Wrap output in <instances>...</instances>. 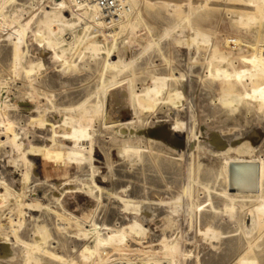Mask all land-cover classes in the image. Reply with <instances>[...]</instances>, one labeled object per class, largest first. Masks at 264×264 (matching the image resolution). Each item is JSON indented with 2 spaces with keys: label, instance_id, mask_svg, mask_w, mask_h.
<instances>
[{
  "label": "rangeland",
  "instance_id": "rangeland-1",
  "mask_svg": "<svg viewBox=\"0 0 264 264\" xmlns=\"http://www.w3.org/2000/svg\"><path fill=\"white\" fill-rule=\"evenodd\" d=\"M51 1L6 0L3 5L12 25L0 33V91L5 90L7 100L1 108L19 144L23 143L25 157L6 142L0 124V183L5 185L0 184V234L12 241L5 218L13 216L11 221L23 242L13 243L12 258L0 264H99L110 256L141 261L154 251L158 252L155 259L165 260L160 253L162 235L166 242L176 241L177 264L212 263L215 256L213 264H236L240 258L264 264V229L254 226L250 212L259 198L236 199L231 212L227 210L231 202L222 196L225 158L264 161V108L242 98L249 81L242 80L240 86L230 76L252 66L253 48L264 53V20L248 27L239 25L238 17L251 13L241 9L239 0H129L136 20L120 29L113 44L103 42L102 34L87 19L74 27L55 24L51 28L55 31L48 35L39 23ZM252 29L257 32L251 33ZM193 31L205 34L207 42L186 41ZM45 35L54 42V49L46 45ZM19 44L24 55L14 75L11 56L2 57L1 51ZM52 52L61 58L54 59ZM106 60L115 68L106 67ZM37 64L41 65L23 75L24 69ZM154 78H165V86L151 102L152 108L142 110L137 101L146 104ZM92 105H99L95 114L85 110ZM63 114L76 118L82 126L67 133L58 124ZM35 116L45 125H38ZM32 118L37 122L30 124ZM258 128L261 134L249 136ZM226 129L237 130L243 141L248 139L257 146L240 154L219 150L223 145L214 140L223 141ZM35 145L43 147L40 157L30 156L29 148ZM68 147L80 150L82 162L64 158ZM25 159L33 164L42 160L46 166L27 169ZM4 187L9 193L2 199ZM262 193L264 196V186ZM131 197L138 211L125 210L121 199ZM132 220L144 227L141 236L128 237L123 246L104 248L98 261L88 262L80 256L83 247L95 244L97 235L104 237ZM207 227L221 236H203ZM30 245L48 254L31 250ZM4 255L0 249V257Z\"/></svg>",
  "mask_w": 264,
  "mask_h": 264
},
{
  "label": "bare ground",
  "instance_id": "bare-ground-1",
  "mask_svg": "<svg viewBox=\"0 0 264 264\" xmlns=\"http://www.w3.org/2000/svg\"><path fill=\"white\" fill-rule=\"evenodd\" d=\"M6 1V0H5ZM4 0H0V33L1 32H4V27L8 28L9 25H12V22L10 20H8V16L5 17L4 13H3V5H4ZM119 2L123 3V4H127L128 5V11L127 13L124 15V17L119 20L115 26L113 28H107L104 26L103 22H101V18H100V13H99V10L98 8L96 7V5L92 2H87V3H76V2H73L72 0H52L51 2V5L46 7L48 10H45L42 12L41 14V24L43 27H45L47 30H48V35H52L53 32L55 30H52V26H54L55 24L59 25V26H67V27H74L76 26L78 23H82V21L84 20H88L89 23L92 25V26H96V32H100L102 34V37L104 39L103 42H107V40H111L114 44L115 40H116V37L118 36L119 32H120V29H122L123 27H127V26H131L133 24L132 20H136V18H134V9H133V6L130 5L128 3L129 0H118ZM210 1V0H209ZM214 1V0H213ZM217 1V0H216ZM229 0H227V3H228ZM239 0V4L241 5V9H244V10H247L251 13H246L245 15H243V17H238L239 21V25L240 23L243 24V25H247L248 27V24L250 23H255V22H259L261 23L263 20H264V0H250L249 2H245V1H241ZM8 2V1H7ZM222 3V2H221ZM231 3V2H230ZM226 4V3H225ZM234 4V3H233ZM200 8V7H199ZM227 9V8H226ZM41 12V11H40ZM64 12L65 14L68 13V16H63L61 13ZM38 15V14H37ZM191 15V14H190ZM40 16V15H39ZM229 17V16H228ZM133 18V19H132ZM187 20V19H186ZM14 23V22H13ZM188 23V22H187ZM246 25L244 27H246ZM242 27V26H241ZM259 27H260V24H259ZM243 28V27H242ZM86 29V28H85ZM83 31V30H82ZM133 31V30H132ZM224 31V30H223ZM259 31V30H258ZM134 32V31H133ZM251 33H255L257 32V29H252L250 30ZM21 33L23 34V29L21 30ZM46 33V32H45ZM130 33V32H129ZM251 36V35H250ZM45 37L47 38L48 36L45 35ZM135 37V36H134ZM249 37V36H248ZM252 37V36H251ZM41 38V37H40ZM253 38V37H252ZM45 39V38H44ZM58 39V38H57ZM40 40V39H39ZM42 40V39H41ZM68 40V39H67ZM66 41V40H65ZM69 41V40H68ZM181 41V40H180ZM188 42L191 43H194V42H199L202 41L203 43H206V39H205V34H202L200 32H191L188 36H187V40ZM46 45L48 47H52L53 46L55 47L54 45V42L50 39V37L47 38V41L45 42ZM187 43V42H186ZM185 43V44H186ZM149 44V43H148ZM151 44V43H150ZM196 44V43H194ZM217 44V42H216ZM45 45V46H46ZM57 46V45H56ZM72 46V45H71ZM99 46V45H98ZM113 46V45H112ZM243 46V45H242ZM126 47V46H125ZM154 47V46H153ZM93 49H97V46H93L92 47ZM198 48V47H197ZM233 48V46H232ZM54 49V48H53ZM207 49V48H205ZM52 50V49H51ZM198 50V49H196ZM253 51L251 52V55H250V59L253 61H251V67L249 69H246V70H243V71H234L233 72V75L230 74V76H233L234 80H237L240 85V83L242 82V80L246 81L249 85V88L248 90H245L244 88V92L241 94L242 98L243 97H248L249 100H252L253 102H256L258 104V106L261 108H264V53L263 52H259L258 50H256V48H253L252 49ZM21 46L20 44L19 45H16V46H12L10 50H7L5 48L2 49L1 51V55L2 57H4V55H8V56H11V60H12V67L14 68V75H17V72H16V68H18L19 66H21V63H22V60H23V55L21 53ZM88 51V50H87ZM91 52V51H89ZM52 57L54 59H60L61 55L58 56L55 52H52ZM106 53V52H105ZM216 53V52H214ZM107 55V54H106ZM221 55V56H220ZM218 56L219 59L222 60L223 62V55L222 54H219ZM26 57V56H25ZM51 57V55H50ZM133 57V56H132ZM213 58H216V55L214 54V56H212ZM124 58V56H123ZM3 59V58H2ZM108 60V56L106 58ZM235 59V58H234ZM243 59V58H242ZM9 60V58H8ZM106 60V67H113L115 68V65H113L111 62H108ZM213 61L215 59H212ZM211 60V61H212ZM218 60V59H217ZM225 60V58H224ZM230 60V59H229ZM233 60V58L231 59ZM209 61V62H211ZM220 62V60H218ZM217 61V62H218ZM226 61V60H225ZM27 62V61H26ZM228 62V60H227ZM8 63V62H7ZM25 64V63H24ZM34 64V63H33ZM36 64V63H35ZM76 64V63H75ZM225 64V62H224ZM227 64H230V63H227ZM233 64V62H232ZM232 64L230 66H232ZM41 64H37L35 66H28L29 68L26 70V71H22L23 75H27L29 74L33 69H35L34 67H39ZM226 65V64H225ZM11 66V65H10ZM1 67V66H0ZM219 67H222V64L221 66ZM10 68V67H9ZM26 68V67H25ZM12 70V68H10ZM218 69V68H216ZM10 70V71H11ZM48 72V71H47ZM228 72V71H227ZM36 73V71H35ZM52 74V72H50ZM50 74V76H51ZM55 74V73H54ZM221 74V75H220ZM218 73V75L222 76L224 74L222 73ZM228 75V74H227ZM227 75H224V78H226ZM11 76L13 77L12 75V72H11ZM48 76V75H47ZM55 76V75H54ZM229 76V75H228ZM49 77V76H48ZM47 77V78H48ZM49 79V78H48ZM60 79V77H59ZM113 79V78H112ZM155 79V78H154ZM80 80V79H79ZM26 81V80H25ZM48 81V80H47ZM55 81V80H53ZM60 81V80H59ZM67 81V80H66ZM69 81V79H68ZM74 81V79H73ZM72 81V82H73ZM52 82V81H51ZM62 82H65L62 81ZM31 83V82H30ZM54 83V82H53ZM61 83V82H60ZM58 83V84H60ZM70 83V81H69ZM126 83V82H125ZM124 83V84H125ZM48 84H51L48 82ZM54 85V84H53ZM52 85V86H53ZM56 85V84H55ZM119 85V84H118ZM65 86V85H64ZM121 86V85H120ZM165 86V78H162V79H155V84H154V88H152L151 90H149L146 94V104L145 102L143 103L142 101L139 102L137 101L138 105L142 108H146L149 110V108H152L151 106V102L154 101V98H156L160 92L162 91V89L164 88ZM241 86V85H240ZM50 87V86H49ZM54 87V86H53ZM245 87V86H244ZM59 88V87H58ZM100 89V88H99ZM184 89V88H183ZM5 91V90H4ZM4 91H0V124L3 125V133L5 134V139H6V142H8L12 148H15L17 149L16 151L21 155L23 156V158L25 157V154L23 153L22 154V145L23 143H20L19 144V140L16 139V138H19L18 136H14L16 134V131H14L12 129V127L10 126V123H8L6 117L2 114V108H3V104H5L4 102ZM116 91V90H115ZM183 92V90H182ZM15 93V92H14ZM18 93V92H17ZM123 93V91H122ZM126 93V92H125ZM127 94V93H126ZM224 94V92H223ZM222 94V95H223ZM230 94V93H228ZM111 95V94H110ZM116 95V93H115ZM119 95V94H118ZM172 95L171 94V97L169 95V97L171 98L172 100ZM181 95V93L179 94ZM237 95V94H236ZM29 96V95H28ZM114 96V95H113ZM122 96V94H121ZM119 95V97H121ZM126 96V95H125ZM137 96V95H136ZM174 96V95H173ZM17 97V96H16ZM112 97V95H111ZM129 97V96H128ZM180 97V96H179ZM240 97V96H237V98ZM33 98V97H32ZM116 98V97H115ZM123 98V97H122ZM169 98V99H170ZM178 98V97H176ZM175 99V98H174ZM180 99V98H179ZM192 99V98H191ZM233 98H230V100H232ZM241 99V98H240ZM247 99V100H248ZM35 100V98H34ZM47 100V99H46ZM129 100V99H128ZM138 100V99H137ZM177 100V99H175ZM229 100V101H230ZM7 101V100H5ZM13 101V100H12ZM44 101V100H43ZM173 101V100H172ZM172 101H168V102H172ZM235 101V99H234ZM129 102V101H128ZM165 102V101H164ZM32 103V102H31ZM30 104V103H29ZM118 104V103H117ZM153 104V103H152ZM192 104V103H191ZM45 105V104H44ZM43 105V106H44ZM121 105V104H120ZM188 105V104H187ZM18 106V105H17ZM24 106V105H23ZM98 106L99 105H92V106H86L85 107V110L86 112H89V113H92V114H95L97 113L98 110ZM118 106V105H117ZM192 106V105H191ZM2 107V108H1ZM42 107V106H41ZM38 108V107H37ZM78 108V107H77ZM84 108V107H83ZM4 109V108H3ZM76 109V108H75ZM118 109V108H117ZM125 109V108H124ZM181 109V108H179ZM15 110V109H14ZM45 110V109H44ZM68 110V109H66ZM37 111V110H36ZM64 110H62L63 112ZM70 111V110H68ZM175 111V110H174ZM173 111V112H174ZM16 112V111H15ZM34 112V111H33ZM192 112V111H191ZM30 113V112H29ZM32 113V112H31ZM45 113V112H44ZM88 113V114H89ZM43 114V113H42ZM90 114V115H92ZM84 116V113L83 115ZM81 116V117H82ZM157 116V115H156ZM34 117V116H33ZM36 117V116H35ZM52 117V116H51ZM131 117V116H130ZM50 118V116H49ZM136 118V117H135ZM263 118V117H262ZM36 119L38 120V122L36 121ZM35 118H32L30 119V124L33 123V120H35L37 123H39L38 125L40 126H43L45 124L44 123V120L41 119V117H36ZM83 119V118H82ZM93 119V118H92ZM26 120V119H25ZM51 120V119H50ZM84 120V119H83ZM82 120V121H83ZM200 120V119H199ZM47 121V119H46ZM45 121V123H46ZM49 121V120H48ZM93 121V120H92ZM165 121V120H163ZM84 122V121H83ZM200 122V121H199ZM35 123V122H34ZM82 123V122H81ZM81 123L79 124V121L70 116V115H62V117L60 116V121H58V124L59 126L63 127L65 129V131L67 133H72L73 130H75L76 126L78 125H81ZM85 123V122H84ZM83 123V124H84ZM161 123V122H160ZM198 123V122H197ZM86 124V123H85ZM118 124V123H117ZM122 124V123H121ZM174 124V123H173ZM120 125V124H119ZM205 125V124H204ZM255 125V124H254ZM82 126V125H81ZM79 127L80 129L83 128V127ZM85 126V125H84ZM177 126V125H175ZM179 126V125H178ZM177 126V127H178ZM88 127V126H86ZM176 127V128H177ZM215 127V126H214ZM256 127V126H255ZM174 128V129H176ZM90 129V127H89ZM178 129V128H177ZM198 129V128H197ZM86 130V129H85ZM127 130V129H126ZM192 130V129H191ZM227 130V129H226ZM51 131V130H50ZM76 131V130H75ZM79 131V130H77ZM165 131V130H164ZM223 131V130H222ZM243 131V130H242ZM257 132L254 133V134H251L249 136H257L259 134H261V130L258 128L256 130ZM122 132V131H121ZM159 134H161L160 132L161 131H158ZM157 132V133H158ZM166 132V131H165ZM224 132H227L226 135H223V141H222V138L220 139L219 137L216 138L214 140V142L216 144H222V148L219 149L223 152H234V153H243V151H251V150H254L253 148H255L257 146V144H252L250 142V140L248 141V139H246L245 141L242 140V133L238 132L237 130H227V131H224ZM37 133V132H36ZM75 133V132H74ZM85 135V132H83ZM93 132H91L92 134ZM191 133V131H190ZM189 133V134H190ZM209 133V131H208ZM35 134V133H34ZM38 134V133H37ZM66 134V133H65ZM77 134V133H76ZM86 134H88L86 132ZM94 134V133H93ZM246 134V133H245ZM23 135V134H22ZM26 135V134H25ZM41 135V134H40ZM74 136V134H72ZM165 135V134H164ZM162 135V136H164ZM168 135V133H167ZM35 136V135H34ZM37 136V135H36ZM66 136V135H65ZM89 136V135H88ZM170 136V135H169ZM47 137H49L47 135ZM84 137V136H83ZM149 137V136H148ZM159 137V136H158ZM158 137L156 138L155 137V140L158 139ZM168 137V136H167ZM222 137V135H221ZM37 138V137H35ZM152 138V137H151ZM160 138V137H159ZM165 138V137H164ZM191 138V136H190ZM25 139V138H24ZM45 139V138H44ZM83 139V138H82ZM88 139V138H87ZM174 139V138H173ZM260 139V138H259ZM35 140H40L39 139H35ZM160 140H163V138H160ZM171 140V138H170ZM188 140V139H187ZM192 140V138H191ZM159 141V140H158ZM157 141V142H158ZM41 142V141H40ZM46 142V141H45ZM81 142V141H80ZM162 142V141H160ZM164 142V141H163ZM187 142V141H186ZM190 142V141H189ZM31 143V142H30ZM39 143V142H38ZM163 144V143H162ZM4 146V145H3ZM168 146V145H167ZM176 146V145H175ZM213 146V145H212ZM215 146V145H214ZM170 147V146H169ZM218 147V146H217ZM259 147V145H258ZM42 148L43 147H39L38 145H35V146H31L29 148V152H30V156L32 157H40V153L42 152ZM172 148V147H170ZM89 149V148H88ZM175 149V148H173ZM68 151L65 152V159L66 157H68V159L70 161H72L73 159L74 160H79L80 162H82V158H83V155L80 153V150L79 149H76V148H73V147H68L67 149ZM11 151V150H10ZM172 151V150H171ZM15 152V150H14ZM28 152V151H27ZM126 152V151H125ZM138 152V151H137ZM211 152V151H210ZM220 152V151H218ZM127 153V152H126ZM215 153V152H214ZM125 154V153H124ZM136 154V152L134 153ZM217 154V153H216ZM127 154H125L126 156ZM128 157V156H127ZM72 160H71V159ZM38 159V158H36ZM35 159V160H36ZM66 159V160H68ZM13 160V159H12ZM44 160V159H43ZM32 161V160H31ZM38 161V164H41V165H44L46 166V163L42 162V160H36ZM35 161V162H36ZM84 161V160H83ZM40 162V163H39ZM24 163H27V169H34V170H37V168L39 167L38 164H33V163H30V162H26V159H25V162ZM76 164V163H75ZM225 189L222 193V196H224L226 199H229V201L231 202V206L227 209L228 211H233L234 209V200L236 199H242V200H245V199H251V198H259L257 200V203L255 204V206L253 205L251 208V214H252V222L254 224V226L257 228V229H264V196L262 195V191H263V186H264V161L262 160H251V159H244V158H241V157H230V155L225 158ZM3 169V168H2ZM31 169V170H32ZM39 169H42L39 168ZM7 171V170H6ZM41 171V170H40ZM28 174V171H26V174ZM24 175V177L26 178V176ZM91 175V174H90ZM120 176V175H119ZM23 177V178H24ZM24 180V179H23ZM26 180V179H25ZM25 180L23 181L22 183V187L23 185L25 184ZM52 181V179L50 180ZM82 181V180H81ZM37 182V181H36ZM77 182V181H76ZM95 183V182H94ZM2 184L3 186H5L3 183H0ZM5 191H4V194L1 195L3 198L2 199H5L7 198V194L9 193L8 189L6 187H4ZM98 189V187H97ZM102 190V189H101ZM111 190V189H110ZM19 191V190H18ZM21 191V190H20ZM99 191V189H98ZM116 192V191H115ZM133 192V191H132ZM152 192V191H151ZM134 193H136L134 191ZM17 194V193H16ZM109 194V193H108ZM115 194V193H114ZM138 194V193H137ZM151 194V193H150ZM155 194V193H154ZM86 195V194H85ZM147 195V194H146ZM153 195V194H152ZM158 195V194H157ZM14 196V195H13ZM17 197L15 198H19L20 196V193H18L16 195ZM12 197V196H11ZM127 197V196H126ZM125 197V198H126ZM147 197V196H146ZM154 197H156V194L154 195ZM149 198L152 199V197L150 196ZM148 198V199H149ZM19 199H17L18 201ZM150 200V199H149ZM154 200V199H153ZM121 201L123 202V204L125 205V210L127 209H133V211H138V206L137 205H133L135 204L134 202L136 201H133V197H131V199H121ZM179 201V200H178ZM178 201H174V202H177ZM173 202V203H174ZM150 203L149 201L147 202V204ZM209 203H210V200H209ZM3 204V203H2ZM33 204V203H32ZM36 204V202L34 203V205ZM139 204V203H138ZM154 204V203H153ZM152 204V205H153ZM37 205V204H36ZM35 205V206H36ZM155 205V204H154ZM21 206H23V204H21ZM25 206V205H24ZM27 206H32V205H27ZM26 206V207H27ZM151 206V205H149ZM25 207V208H26ZM29 207V208H30ZM34 207V206H33ZM145 207V206H144ZM143 207V209H144ZM199 207V206H198ZM213 207V205H212ZM28 208V207H27ZM32 208V207H31ZM190 208V207H189ZM215 208V207H213ZM212 208V209H213ZM114 209V208H113ZM147 211V205H146V208H145ZM154 209H156V207H154ZM153 209V211H154ZM175 209V208H174ZM199 209V208H198ZM197 209V210H198ZM25 210V209H24ZM115 210V209H114ZM176 210V209H175ZM196 210V209H195ZM226 210V211H227ZM116 211V210H115ZM114 211V212H115ZM128 211V210H127ZM150 211V209H149ZM147 211V213L149 212ZM132 212V211H131ZM198 212V211H197ZM130 213V212H129ZM141 213V212H140ZM152 214V208H151V212ZM158 213V212H157ZM173 213V212H172ZM16 214V213H15ZM134 214V212H133ZM136 214V213H135ZM232 214V213H231ZM20 215V214H19ZM31 215V214H30ZM162 215V214H161ZM17 216V215H15ZM135 216V215H134ZM140 216V215H139ZM142 216V215H141ZM7 217V216H6ZM11 217L13 216H10L8 218H5V221L8 223L9 225V231L11 233V238H12V242L11 240H9L8 238L5 239V236H3L2 234H0V249L4 250V257H0V261H4V260H9L11 259V255L14 248L12 247L13 246V243L15 244H23V242L21 241L20 237L17 235L16 231H15V227L11 221ZM151 217V216H149ZM19 218V217H18ZM53 218V217H51ZM146 218V217H145ZM250 218V217H249ZM55 219V218H54ZM108 219V218H107ZM140 219V218H139ZM144 219V217H143ZM3 220V219H2ZM95 220V219H94ZM1 221V220H0ZM4 221V223H6ZM59 221V220H57ZM138 221V220H137ZM3 222V221H2ZM19 222V221H18ZM21 222V221H20ZM25 222V221H24ZM55 222V221H54ZM6 223V224H7ZM22 223V222H21ZM28 223V222H27ZM60 223V221H59ZM14 224H17L14 223ZM64 224V223H63ZM93 224V223H92ZM91 224V225H92ZM124 224V223H123ZM121 224V225H123ZM2 224H0L1 226ZM5 225V224H4ZM94 225V224H93ZM92 225V226H93ZM3 226V225H2ZM25 226V225H24ZM78 226V225H77ZM88 226V225H87ZM86 226V227H87ZM103 226V225H102ZM58 227V226H57ZM61 227V225L59 226ZM106 227V226H105ZM3 228V227H2ZM43 226L39 229H42ZM83 229V228H82ZM4 230V229H3ZM45 230V229H43ZM84 230V229H83ZM96 230V229H95ZM94 230V231H95ZM51 231V230H50ZM58 231V229H57ZM107 231V230H106ZM145 231L144 227H142V225L138 224L137 222H135L134 220L130 221L127 225H123L121 226V229H119L118 231H110V233H107V235H105L104 237H100L99 235L96 236V239H95V244H93V246H85L83 247V249L80 251V256H82L84 258V260L88 261V262H94V260L96 259L97 261L100 260V253H102V250L104 248H109V247H112V246H123L125 245L126 243H128V237L130 238V240H132L135 236H141L143 234V232ZM2 232V231H1ZM9 233V234H10ZM43 233L41 232V239L44 240V236L42 235ZM46 234V232L44 231V235ZM48 234L49 231H48ZM82 234V233H81ZM93 234V233H92ZM203 236H210L214 239H216V236L220 235L218 234V232H216L213 227H207L206 229L203 230V232L201 233ZM39 235V234H38ZM47 235V234H46ZM84 235V233H83ZM40 236V235H39ZM221 236V235H220ZM162 237L165 239V236L162 235ZM161 236L158 237V238H162ZM162 238L161 241V247L162 249L160 250V253L161 255L165 258V260H158V259H155V256L158 255V252H152L149 256H147L146 258H143L141 261L144 262L145 264H164L165 262H167L168 264H177L176 262V255H177V246H176V241L174 240H170L169 242H166L164 239ZM218 239V237H217ZM42 240V243L44 242ZM136 240V238H135ZM260 240V239H259ZM215 241V240H214ZM218 241V240H217ZM139 242V241H138ZM216 242V241H215ZM131 244V243H130ZM134 245V244H133ZM214 245V244H213ZM31 246V245H30ZM135 246V245H134ZM133 247V246H132ZM215 247V246H214ZM13 248V250H12ZM28 248V247H27ZM31 250H34V251H37L36 249H38V246H31L30 247ZM129 248V247H128ZM12 250V252H11ZM39 250V249H38ZM249 250V249H248ZM10 251V253H9ZM40 252H42L45 256V254H48L46 251H44L43 249L39 250ZM132 251V250H131ZM251 251V250H250ZM39 252V253H40ZM104 252V251H103ZM151 252V251H150ZM38 253V252H37ZM41 253V254H42ZM126 254V253H125ZM210 254V253H209ZM213 254V253H212ZM208 255V254H207ZM27 258L29 259L30 257L29 256H32V253H28L27 254ZM209 256V255H208ZM211 256V255H210ZM216 257V256H215ZM213 259V262L216 261L215 258ZM203 258V257H202ZM207 258V257H204V259ZM219 258H221L219 256ZM203 259V260H204ZM209 261H211L212 259L210 257H208ZM207 259V260H208ZM211 259V260H210ZM223 259V257H222ZM11 261V260H10ZM220 261V259H219ZM103 262V261H102ZM102 262H99V264H102ZM213 262H205L204 264H213ZM256 263V262H255ZM215 264V263H214ZM236 264H254V262H249L247 263L244 259L240 258L238 260V262Z\"/></svg>",
  "mask_w": 264,
  "mask_h": 264
},
{
  "label": "built area",
  "instance_id": "built-area-1",
  "mask_svg": "<svg viewBox=\"0 0 264 264\" xmlns=\"http://www.w3.org/2000/svg\"><path fill=\"white\" fill-rule=\"evenodd\" d=\"M76 3L92 2L99 10L101 22L107 28H113L115 24L121 20L128 11V5L118 0H72ZM102 264H145L142 261L133 258H116L108 257ZM164 264H168L165 262Z\"/></svg>",
  "mask_w": 264,
  "mask_h": 264
}]
</instances>
